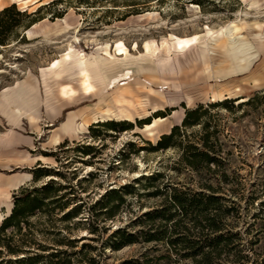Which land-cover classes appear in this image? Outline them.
Here are the masks:
<instances>
[{
  "label": "rangeland",
  "instance_id": "1",
  "mask_svg": "<svg viewBox=\"0 0 264 264\" xmlns=\"http://www.w3.org/2000/svg\"><path fill=\"white\" fill-rule=\"evenodd\" d=\"M50 1L0 0V8L14 3L28 12L42 5L37 15L44 18L21 32L24 40L0 46V174L19 180L48 167L65 184L59 194L69 192L63 199L73 198L48 216L52 234H37L46 250H33L58 251L60 264H203L209 250L212 264H262L264 0H151L133 8L126 0ZM58 11L61 18L53 16ZM148 41L157 44L152 54ZM253 95L250 104L240 103ZM224 98L236 100L208 107L198 124L181 125L186 109ZM105 120L132 128L94 124ZM204 121L215 130L216 162L191 168L181 152L187 143L203 149ZM173 125L185 135L181 145L152 149ZM83 145L89 154L81 153ZM50 176L10 190L0 219L20 187ZM112 189L120 199L102 198ZM173 195L186 199L183 210ZM209 195L214 208L188 207ZM70 207L80 213L62 220ZM211 216L217 229L207 226ZM46 218L28 221L41 228ZM116 229L134 241L113 249ZM219 234L233 237L215 251L208 240ZM238 254L246 260L232 262Z\"/></svg>",
  "mask_w": 264,
  "mask_h": 264
},
{
  "label": "trees",
  "instance_id": "2",
  "mask_svg": "<svg viewBox=\"0 0 264 264\" xmlns=\"http://www.w3.org/2000/svg\"><path fill=\"white\" fill-rule=\"evenodd\" d=\"M54 1L55 0H51L50 2ZM72 1L75 4H82L85 6H94L95 4L102 1L112 3L113 6H118V4L115 3L116 0ZM126 1L127 3H124L123 5H128L130 6V8H133L151 0ZM40 6L30 12H28L26 9L16 8L14 3L5 5L0 8V46H6L11 42L16 43L24 40L21 32L25 29L28 30L34 24L44 19H41L42 17L37 15ZM53 16H55L56 18H61V11L56 12V14H54ZM254 98H256V95H253L252 97H249L245 101H242L240 103L250 104L251 102H253ZM235 100L236 99L234 98H224L214 103H208L205 106L199 104L194 108L186 109L181 120V125L183 127H189L198 124L200 123L201 116L206 112L208 107L226 105V103L232 104V101ZM94 124L106 126L112 130L117 131H123L132 128L131 122L126 120H105L101 122H95ZM209 125L210 124L205 121L202 123V129L204 132L200 136V139L201 147L203 149H198V147L193 143H187L183 147V150L181 152V159L187 166L191 168H196L199 165H203L204 167L209 168L210 163L216 162L215 158L210 155L213 144L214 142H216V135L214 134L215 130H208ZM181 135L182 138L185 136L182 132H180L177 125H173L170 127L169 132L161 134L151 147L155 150L166 148L171 145L180 146L182 143V141L180 140ZM80 147L82 149L81 153L83 155H87L90 153V146L83 145ZM51 171L52 170L48 167L37 166L36 168L31 170V179L37 180L41 177L50 176L52 174ZM54 173L56 172L54 171ZM63 188H65V184L58 183L53 177L50 176L39 186H22L19 188L17 193L13 194L10 212L0 221V264H60V258H57L58 251L48 252L46 253V255H43V253L33 250L32 246L36 245L35 248L41 251L46 250V246L36 241L37 234L40 236H43V234H52L53 228L55 227L53 224H51L48 216H51L55 210H63L66 207L68 201L73 199H63L64 197H66L65 195L69 193L65 192L63 194H59V191ZM107 195L111 199L113 195H117V190L112 189L110 191H105V194L102 198L107 197ZM117 197V199H120L119 195H117ZM215 200L216 197H214L213 195H209L206 197L204 203H196L194 200H189L187 205L188 207L191 205H194L195 207L199 206L198 209L200 211H205L206 209L214 208L213 204ZM173 202L176 206L182 209L183 205L186 204V199H181L180 196L173 195ZM96 203L98 204V202ZM79 213L80 211L77 207H70L62 213L61 219L64 221L69 220L72 217L77 216ZM35 214H42L47 216L46 220L38 222L39 225H46L38 228V226L36 227L35 224L29 222L28 219ZM112 215L113 212H107V216L111 217ZM205 220L207 221V226L210 229H217V227L214 226V219L212 216L205 218ZM9 228L10 231L6 232ZM22 228H24L23 231ZM55 232L56 234H59L60 231L57 230ZM114 234H117L118 238L113 242V249H118L121 246L132 243L134 241L131 234L125 233L123 230L116 229L114 231ZM231 237H233V235L222 236V234H219L216 237H212L208 241L213 242V249H215V251H219L217 250L216 244L219 245L220 243H222L221 245L223 248L227 247L228 244L231 243ZM67 240L69 241V239ZM229 249L232 248L230 247L227 250ZM240 250L241 249H237V252L239 253ZM210 251L212 250L206 252L205 258L202 260L203 264H212L208 256V253H210ZM44 258H46L45 262H41L42 260H44ZM243 260H246L245 255L238 254L235 258H233L232 262H242ZM65 262L63 264H66ZM262 262V264H264V259Z\"/></svg>",
  "mask_w": 264,
  "mask_h": 264
},
{
  "label": "crops",
  "instance_id": "3",
  "mask_svg": "<svg viewBox=\"0 0 264 264\" xmlns=\"http://www.w3.org/2000/svg\"><path fill=\"white\" fill-rule=\"evenodd\" d=\"M59 139H60V137L56 138L54 142L58 143ZM9 141H10V139L8 137L6 139V142H9ZM3 150H5V152H6L8 150L7 146L5 148H3ZM30 178H31L30 173L29 174H25V177L24 178H20L19 180L17 179L16 176H12V175H10V176H2L0 174V207H1V203L2 202L8 201L7 195L9 197L10 190L18 188L24 182H26L27 180H30ZM1 220H2V218L0 219V221Z\"/></svg>",
  "mask_w": 264,
  "mask_h": 264
},
{
  "label": "bare ground",
  "instance_id": "4",
  "mask_svg": "<svg viewBox=\"0 0 264 264\" xmlns=\"http://www.w3.org/2000/svg\"><path fill=\"white\" fill-rule=\"evenodd\" d=\"M194 8H195V7H194ZM65 27H66V26H65ZM71 42L77 43V42H78V37H77V36H73ZM71 42H70V44H68V47H67L68 53H69V51H70L71 48H72ZM183 43H184V42H183ZM180 45H182V42H178V43H177V47H178V48L180 47ZM122 46H123V45H122ZM145 47H146L148 53H151V54H152V53H154V51L157 49V44H156L154 41H148V42H146ZM117 51H118V52H123L124 49L118 47ZM85 74H86V73H85ZM87 82H88V78L86 77V78L83 80V83H84L85 86H86V90H88V88H89V84H88ZM2 216H3V215H2Z\"/></svg>",
  "mask_w": 264,
  "mask_h": 264
},
{
  "label": "water",
  "instance_id": "5",
  "mask_svg": "<svg viewBox=\"0 0 264 264\" xmlns=\"http://www.w3.org/2000/svg\"><path fill=\"white\" fill-rule=\"evenodd\" d=\"M24 33H25V31H24Z\"/></svg>",
  "mask_w": 264,
  "mask_h": 264
}]
</instances>
